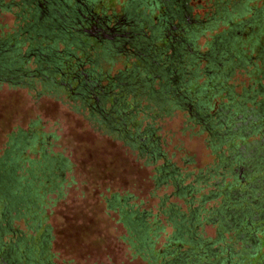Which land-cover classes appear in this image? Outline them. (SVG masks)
Listing matches in <instances>:
<instances>
[{"label":"rangeland","instance_id":"1","mask_svg":"<svg viewBox=\"0 0 264 264\" xmlns=\"http://www.w3.org/2000/svg\"><path fill=\"white\" fill-rule=\"evenodd\" d=\"M17 1L0 0V40L13 36L21 25L17 17L18 7L14 5ZM125 1L95 0L94 6L95 10L121 12ZM190 2L196 4L201 0ZM195 11L199 10L195 8ZM212 34L214 32H205L197 38L196 42L203 51L206 49L205 41ZM27 46L26 41L20 43L22 53L27 52ZM56 46L65 48L60 40ZM32 57L24 64L30 69L35 67ZM124 57L120 53L115 56V60H107L95 66L97 72H101V84H106L110 77L124 67ZM69 61L72 63L75 59ZM256 62L253 60V63ZM200 77L198 81L202 80ZM57 79L58 74L53 80ZM252 80V75L237 70L228 77L227 83L233 85L234 92L238 93L243 87L253 84ZM40 81L37 78L29 81L0 79L2 161L6 163L14 158L20 160L19 164L24 170L17 174L22 175L28 174L25 169L31 162L58 158L64 162L63 169L50 170L51 188L41 194L36 207L40 212L39 221L34 223L30 217L12 211L8 228L3 229L0 236L1 241L21 238L18 243L23 255L27 252L24 244H33V251L25 264H150L144 255L134 252V243L138 241L128 236V224L121 213H143L150 226L155 222L160 227L153 250L161 255L167 238L173 232L172 220L162 211L170 207L171 211L176 210L179 214L182 212L185 216L189 210L186 199H191L189 206L192 209L200 204L198 199L201 195L222 189L218 187L219 173L223 174L225 189L234 179V166L221 165V159L229 154L231 145L212 148L208 144L207 132L196 123L188 124V113L185 110L174 108L159 113L148 110L149 107L146 110H135L133 104L141 108L149 102L143 97L135 101L132 94L125 93L123 103L126 104L125 114L128 116L122 124H116L106 131L96 124L95 112L90 113L86 106L82 107L78 98L68 96L63 87L45 90ZM153 82L156 88L157 81ZM112 94L108 95L105 108L110 107ZM263 97L256 95V98ZM217 98L213 100V110L219 102ZM148 124L152 129V138L156 139L158 156L139 154V150L123 137L125 131L141 132ZM32 133L38 134L35 145L25 141V138L17 137L21 134L31 139ZM248 139H251L250 136ZM22 141L26 144L21 156L10 153L11 146L16 143L21 145ZM164 162L172 164L184 184L192 183L194 191L185 197L176 195L172 182L176 175L157 183V169ZM208 170L210 178L199 182L197 176L203 179ZM222 200L220 196L207 198L199 206L202 208L199 209L197 219H193L195 235L204 242H213L211 246L216 245L217 231H221L224 238L233 233L223 231L219 219H207L210 209L218 208ZM2 210L0 206V217ZM0 222L5 225L3 218ZM263 225L257 231L258 236L264 235ZM224 242L228 243L226 239ZM241 243L240 240L235 241L234 248H239ZM187 246L183 243L180 249ZM222 251L223 255L227 253ZM160 255L152 264H167L177 257L168 255V259H165Z\"/></svg>","mask_w":264,"mask_h":264},{"label":"trees","instance_id":"2","mask_svg":"<svg viewBox=\"0 0 264 264\" xmlns=\"http://www.w3.org/2000/svg\"><path fill=\"white\" fill-rule=\"evenodd\" d=\"M94 1L95 0H93V3H95ZM175 1L179 6L181 4L180 10H182V14L184 10V12L188 13L189 17L192 19V21L188 24V27L183 26V28L186 29V33L179 31V28V30H175V32L181 33L182 35L186 34V37H188L189 41L188 45L191 49L187 48L186 45H182L183 48L181 47L179 50H175V53H173V59L169 57V54L172 53V50L168 47H165V52L161 55L164 60L163 66L168 67L170 64L173 65L174 69H177L178 76L170 79L169 77L172 76L170 73L167 75H160V80L163 81L162 83H164V86L162 88L157 86L156 89H158L163 98L160 101H155V98L153 97L154 95L150 94L151 98L146 100L151 106L148 108V110L156 111L158 113L162 112L163 110L167 111L174 108L185 110L188 113V124L192 125L196 123L202 128V130L207 132L209 135L208 144L211 145L212 148H217L219 145L224 144H234V146H232L233 148H230L229 154L221 159L222 163L229 160V156L232 154H234L233 159L237 160L241 158V155L237 153L240 143H246L247 145L244 147V152H242V155H245L249 148H251L253 145H256V141L261 138V136L264 137V102L259 105L261 99H264V97L256 98L257 94H260L261 96L264 95V81L262 82L264 79V0H201L202 3L198 2L196 4H191L190 0H131L130 4L129 0H126L124 2L123 11L133 7L134 12H132L135 14H139L141 12L137 17L143 21L147 18L156 16L159 12H165L166 14L173 15L174 8L177 6ZM14 5L18 7L17 17L20 18L19 20L21 21V25L18 27L17 33L13 34V36L8 37L7 39L2 40H4L7 45L14 43L16 40H20L16 44L18 51L8 52L6 57L9 56L11 58L5 59V63L0 65V70L1 68L12 69L16 66H21L20 62L27 61L29 57L32 56L33 62L35 64L34 68L37 67L40 69V67L46 64V59L44 56H41L43 55L42 53H46V51L49 49L46 44L52 42L51 37L54 36L50 34V31L52 32L54 28H51L49 31L33 28L36 32L33 33V30L31 29L27 34L23 33V31L27 29L26 25H24L26 24L25 22L28 21V13H24V11L27 9V5L23 4L21 0H18ZM195 8L199 11H195ZM39 22L44 23V20ZM171 24L173 25V22H171ZM205 32H214V34L209 37L210 39L205 41L206 49L203 51V49H200V45L198 42H196V40ZM171 34L175 33L172 32ZM169 39L170 38L166 32V35L162 34L159 39L155 41V44L159 46H161V44L169 46ZM24 41L28 43V49L27 52L22 53L19 49V46L20 43ZM60 41H62L66 47H73L72 45L76 43H68L66 39H62ZM89 42H92L93 44V41ZM174 44L176 43H173V45ZM35 48H37V50ZM32 51H35V54H29ZM78 51L79 52L76 53L80 57L82 54L80 53V50ZM177 51H182L180 56L176 54ZM25 54H29L27 58L22 57ZM253 60H256L257 62L253 63ZM123 61L124 62L122 64H124L126 69H133L132 64L139 66L142 65V62L139 60V58L135 57V55L132 53L128 54V56H125ZM1 62L3 61H0V63ZM9 63H12V65H8ZM60 64L63 66L64 71H69L72 66V63H70L69 60L64 63L60 62ZM124 67L121 69H124ZM137 69L139 70V68ZM40 70H42V72L46 73L47 75H50V73L44 69ZM237 70L243 74L247 73L248 75H252L253 77V84L247 85L246 88L243 87L238 93L234 92L233 85L227 83L228 77ZM57 74L59 75V72H53V79ZM9 75L10 74L7 72L3 73L0 71V79H9L7 78ZM139 75L140 77H143L145 74L140 72ZM146 75L147 77L151 76L150 74ZM200 76H202V80L198 81V78H201ZM36 78L41 79V85L45 90L51 91L54 88L56 89L57 87H63L68 96L71 98H78L80 100L81 106H86L88 111L89 108L93 106V98L90 95L89 97L81 100L79 96L72 95L66 89V87L63 86V84L59 83V79L53 81L51 78H43V76L40 74L31 78L21 77L20 79L29 81L30 79ZM131 80L136 81L137 84L140 83L138 78L135 76H132ZM160 80L157 77L153 78V81L160 82ZM70 86L72 88L75 87V81H71ZM133 87L134 90L126 93L132 94V96L135 98V101L138 99V97H143L146 99L144 94L140 91V88L137 86ZM174 89H176L175 91L177 92V98L173 96ZM143 90L145 91V89ZM72 91H74V89H72ZM146 92L151 93L150 89H146ZM119 94H125V90L117 92L116 95ZM216 96L218 97L217 99L219 102H217V107L215 110H213L212 104L213 100L216 99ZM197 99L207 107L206 112L210 114L217 113L216 120L225 118L226 125L229 127L224 128V122L214 124L212 119L203 117V112L200 110V108H195V102ZM90 101L91 104H89ZM125 108H123L124 111ZM116 109L117 111H120L118 106H116ZM106 110L107 108L105 111ZM91 111H94L96 114L95 116H97L96 124L99 125V127L104 128L106 131H108L112 126H116L118 123L122 124L125 121V117L128 116L125 113H119L122 117L120 118L117 113L110 111L109 114L113 115L114 120L111 122V126L107 127L106 123H104L105 119H101V116H99L95 110ZM251 114L252 117L249 118L247 123H245L247 116ZM128 121H130V119H128ZM233 122H243L244 124L242 123L243 125H240L233 131ZM218 128H220V130ZM222 130H224L223 132L226 133L222 134ZM151 131L152 129L148 124L141 132L125 131L123 137H125L124 139H126L125 141L127 143H130L132 147H135L139 150V154L147 153L149 157H151L150 155L158 156L159 154L156 146V139L152 138V135L150 136L151 138H149ZM215 132H217V134L213 135ZM126 133L129 134V136H127ZM218 133H221L222 135ZM23 136H26L25 141L28 140L29 142H32L31 144L33 145L37 143V133H32L31 139L27 138L28 135ZM249 136L251 139H248ZM39 140H41L40 142L43 143L42 138ZM25 141H22L21 145L16 143L15 146H11L10 153L15 154V156L18 157L21 156L26 144ZM259 146H264V143L259 144ZM151 148L152 150H150ZM148 150L151 152L148 153ZM43 154V150H41V155ZM262 157L264 158V156ZM19 161H17V158H14V160L4 163L0 158V173H2V175H0V206L3 208L1 211L3 216L0 217V220H2V218L4 220H10L12 211H17V214L22 213V216L30 217V219L33 220L32 222L36 223L39 221L40 216L39 210L36 209L39 203V197L44 191L51 188V181L49 179L51 175L50 170L55 169L59 171L63 169L64 162L60 158L51 159V161L46 159L40 161L39 163L31 162L30 165L25 169L26 173L28 174L22 175L20 173L17 174V172L24 170L22 165L19 164ZM260 166L263 167V163ZM161 168L164 170H161ZM157 171L159 172V176L161 174L164 175L163 178L159 176V178L156 177L157 183L165 180L166 178H170V175L173 177L176 175V169L173 168L172 164H166V162L159 166ZM176 178L177 180H180L181 177L177 176ZM197 178L199 182H202L201 177L197 176ZM233 178L235 181L240 182L238 173L234 174ZM181 180L180 183L178 182V187L175 186L177 191L176 195L185 197L194 191V186L192 183L184 184ZM174 181L175 180L173 179L172 182L174 183ZM218 187H222L224 190H215L209 192L205 196L201 195L198 199L200 204L193 207L192 209H190L189 206L191 199H186V205L189 207V210L188 214L185 216L182 212L179 214V212L176 210L171 211L170 207H167L162 211V214L164 213L166 216H168L169 220H172L171 228L173 229V232L172 236L167 238V242L164 244V252L161 255L159 252H154L153 250V245L160 227L157 226L155 222L153 224L154 226H150V224L146 222V215L143 213L138 214L132 211L129 213L122 212L121 216L128 224V236L130 235L131 238L135 237L138 241L134 243V252L144 255L149 260V263L152 264L159 257V255L164 256L165 259H168L169 256H178L179 252L183 251L180 249L183 243L187 244L188 246L194 245V249H196V241L194 239H196L197 235H195V233L193 234L192 231L195 228L193 219H197L199 209L202 208L199 206H201V204L206 201L207 198H212L215 196H220L224 201H229L231 196L230 193L233 190V187L228 186L225 189V186L223 184L221 185L220 183ZM224 193H226V195ZM221 206L222 201H220L218 208L216 207L210 209L207 219L211 221L212 219H215L217 216L216 209H220L222 211L227 205ZM14 208L16 210H14ZM135 216H137L138 219ZM190 217L193 218L190 219ZM175 218H177L176 221ZM190 222L193 224L190 225ZM25 250H28L27 255L31 256L33 244L27 243Z\"/></svg>","mask_w":264,"mask_h":264},{"label":"flooded vegetation","instance_id":"3","mask_svg":"<svg viewBox=\"0 0 264 264\" xmlns=\"http://www.w3.org/2000/svg\"><path fill=\"white\" fill-rule=\"evenodd\" d=\"M21 1L27 5L24 13H28V21L24 24L27 29L23 33L27 34L31 29L34 33L36 32L34 29L49 31L51 28H54L52 32L50 31V34L54 36L51 37L52 42L46 44L49 49L46 53H42L43 55L41 56H44L46 59V64L40 67V69L49 72L50 75L42 72L37 67L32 69L26 67L23 65L26 61L20 62L21 66H16L12 69L1 68L0 71L9 73L10 75L7 78L15 80L18 78V81L21 77L31 78L38 74L43 76V78H51L53 80V72H59L58 82L63 84L72 95L79 96L81 100L89 97V95L93 98V106L89 108V111L91 113V110H95L101 116V119H105L104 123H106L107 127H110L111 122L114 120L113 115H110L109 112H115L122 118L119 113H125L123 108L126 107V104L123 103V94L116 95L112 93H117L122 90H125L126 93L134 90L133 86H137L146 97V100H149L153 94L154 100L160 101L163 97L158 89L153 87V78L157 77L160 80V75H167L168 73L172 75L169 77L170 79L178 76L177 69H174L173 65L170 64L168 67L163 66L164 60L161 55L165 52V47L172 50L169 57L173 59V53H175V50H179L181 47L183 48L182 45H186L187 48L191 49L188 45L189 41L186 34L182 35L181 33L175 32L179 28V31L186 33V29L183 26L188 27V24L192 21L189 14L184 12V10L182 14V10H180L181 4L179 6L176 1L175 4L177 6L174 8L173 15L159 12L156 16L143 21L137 17L141 12L139 14L133 13V7L131 9H125L121 13L105 12L104 9L95 10L93 0ZM129 2L131 4V0ZM41 20H44V23H40L39 21ZM171 22H173V25ZM166 32L170 38L168 41L170 43L169 46L155 44V41L162 34L166 35ZM172 32L175 34H171ZM62 39H66L68 43H76L72 45L73 47H66L65 45L64 49L59 48L56 46V43ZM18 41L16 40L14 43L7 45L4 40H0V61H3L0 65L5 63V59L11 58L9 56H7L8 58L6 57L8 52L18 51V48H16ZM89 41H93V44ZM173 43L176 44L173 45ZM35 49L37 50V48ZM78 50L82 54L80 57H77L78 54L76 52H79ZM34 52L32 51L29 54H35ZM181 52L177 51L176 54L180 56ZM119 53L125 56L131 53L134 54L142 62V65L132 64L133 69H126V67L119 69L108 79L106 84H101V72H97L95 66L107 60H115V56ZM29 54H25L22 57L27 58ZM71 58L75 59V61L72 62L69 71H64L60 62L64 63ZM10 64L12 65V63L8 65ZM140 72L145 75L140 77ZM146 74H150L151 76L147 77ZM132 76L137 77L140 83L137 84L136 81L131 80ZM71 81H75V87L73 88L70 86ZM162 82V80L156 82L159 88L164 86ZM146 89H150L151 93L146 92ZM175 90L173 96L177 98V92ZM109 94H112V102L106 112L104 104ZM263 102L264 99H261L259 105ZM148 105L149 103L144 104L141 108H136L137 105L133 104V108L135 110H146L148 107H151ZM116 106H118L120 111H117ZM195 108H200L203 112V117L212 119L214 124L224 122V128L229 127L226 125L225 118L216 120L217 113L210 114L206 112L207 107L198 99L195 102ZM251 117L252 114L247 116L245 123ZM242 123L233 122L232 125L234 128L232 130L234 131L237 127L244 124ZM218 129L220 130V128ZM223 131L222 134L226 133ZM216 134L217 132L213 135ZM126 135L129 136L127 133ZM151 135L152 132H150L149 138H151ZM17 137L25 138L21 134H18ZM263 141L264 137L261 136L256 141V145L249 148L245 155H242V152H244V147L247 145L246 143H240L237 153L241 155V158L234 160V154H232L229 156V160L221 164L222 167L231 166V164L234 165L233 171L238 173L240 180L238 182L233 179L228 184V187H233V190L230 193L229 201L222 200V206H227L222 211L216 209L217 216L215 219L217 218L221 221L224 228L223 231L233 233L228 238H224V234L221 231H217L215 246H211L213 242H204L200 237H197L194 239L196 241V249H194V245L185 247L182 249V252H179L176 258L167 264H264V235H257L259 227L264 224V167L260 166L264 163V158L262 157L264 156V146H259V144L264 143ZM232 146L234 144L231 145V148H233ZM150 150H148V153L151 152ZM175 174L176 177L177 175L179 176L178 173ZM208 174L209 170L204 175L205 177L202 179V182L210 178ZM163 176L161 174L159 177L163 178ZM176 177L174 178L177 182L174 181V183L178 187V182H180L182 177L180 180H177ZM219 177L218 183L222 185L223 174L219 173ZM224 194L226 195V193ZM8 221L9 219L4 220L5 225H2L0 222V236L4 231L3 229L8 228ZM190 225H192V222H190ZM262 227L264 228V225ZM192 233H195V228ZM225 239L228 243L224 242ZM232 239L242 242L239 248H234L235 241H232ZM21 240L19 237L8 241H1L0 239V264H25L29 261L28 252L23 255L19 250ZM24 246L26 248L27 245L24 244ZM222 250L227 251V253L223 255Z\"/></svg>","mask_w":264,"mask_h":264}]
</instances>
